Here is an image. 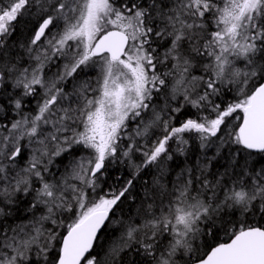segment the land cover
Masks as SVG:
<instances>
[{
    "label": "snow or ice",
    "instance_id": "snow-or-ice-1",
    "mask_svg": "<svg viewBox=\"0 0 264 264\" xmlns=\"http://www.w3.org/2000/svg\"><path fill=\"white\" fill-rule=\"evenodd\" d=\"M0 264H264V0H0Z\"/></svg>",
    "mask_w": 264,
    "mask_h": 264
}]
</instances>
